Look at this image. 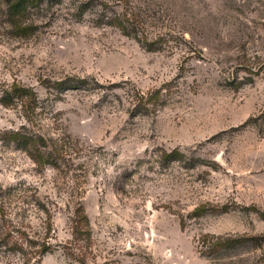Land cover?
<instances>
[{"label":"rangeland","instance_id":"obj_1","mask_svg":"<svg viewBox=\"0 0 264 264\" xmlns=\"http://www.w3.org/2000/svg\"><path fill=\"white\" fill-rule=\"evenodd\" d=\"M7 7L0 264L41 205L42 264H264V0H41L20 32ZM24 128L75 152L39 166Z\"/></svg>","mask_w":264,"mask_h":264},{"label":"trees","instance_id":"obj_2","mask_svg":"<svg viewBox=\"0 0 264 264\" xmlns=\"http://www.w3.org/2000/svg\"><path fill=\"white\" fill-rule=\"evenodd\" d=\"M7 15L10 18V23L12 27L19 31L22 29L23 20L28 14H30L34 9L41 8V0H7ZM27 27L24 25V30ZM68 82V87L70 89H78L76 85L70 84L73 82L72 79H65L64 81L58 82L59 86L62 87L64 82ZM78 84L82 85V82L87 84L86 81H78ZM84 84V85H85ZM11 94L15 95L17 99L23 101V97L28 94V91L17 87L16 84L12 86ZM11 90H6L5 93H10ZM152 100L148 97L146 100L144 97L141 98L140 103H147ZM13 141L20 149L24 150L27 155L39 166L43 163H48L51 160H56V162L65 160L66 157L72 156L75 152V148L70 146L68 143L62 139L53 140L48 139L44 134H40L36 131H30L24 128L22 131L11 132ZM55 166H58L56 163ZM44 216L41 219L42 225L40 227H35L31 230L32 232H27L22 229H13V232L17 234L18 239L14 242V249H20V254L22 256H27V264H42V258L54 248L53 240V216L51 211H49L44 205L38 208ZM23 228V227H22ZM8 236H11L10 233ZM27 242V243H26ZM26 244V245H25Z\"/></svg>","mask_w":264,"mask_h":264}]
</instances>
